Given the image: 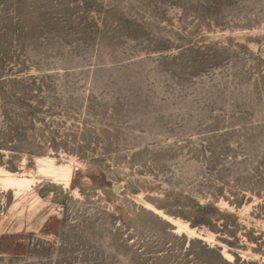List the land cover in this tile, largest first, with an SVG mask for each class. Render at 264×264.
<instances>
[{
  "label": "rangeland",
  "instance_id": "1",
  "mask_svg": "<svg viewBox=\"0 0 264 264\" xmlns=\"http://www.w3.org/2000/svg\"><path fill=\"white\" fill-rule=\"evenodd\" d=\"M0 264H264V0H0Z\"/></svg>",
  "mask_w": 264,
  "mask_h": 264
},
{
  "label": "bare ground",
  "instance_id": "2",
  "mask_svg": "<svg viewBox=\"0 0 264 264\" xmlns=\"http://www.w3.org/2000/svg\"><path fill=\"white\" fill-rule=\"evenodd\" d=\"M39 162H43L42 159H38ZM41 171L44 174L47 175H51L54 177L55 180H60L63 179L65 181H69L70 178V170L69 169H63L61 167L58 168H54V167H47V168H41ZM2 184L4 185H8V186H17L20 187L21 189L28 187L31 185L32 181L31 179L28 178H21V179H17L14 178L10 175H7L3 178H1ZM170 221H172L176 226H177V231L178 232H182V231H187V232H194V230H191L190 228L187 227V225H182L179 221H175L173 219H169ZM194 234V233H193ZM227 258L230 257V255L226 254Z\"/></svg>",
  "mask_w": 264,
  "mask_h": 264
}]
</instances>
